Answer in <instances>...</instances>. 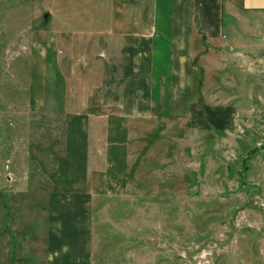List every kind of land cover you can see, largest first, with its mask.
Listing matches in <instances>:
<instances>
[{"label": "rangeland", "instance_id": "rangeland-1", "mask_svg": "<svg viewBox=\"0 0 264 264\" xmlns=\"http://www.w3.org/2000/svg\"><path fill=\"white\" fill-rule=\"evenodd\" d=\"M81 1L0 0V264H46L50 161L63 152L65 123L28 107L31 49L47 41L43 32L64 10L92 11ZM93 44L53 40L61 63L65 51L85 55ZM211 62L206 97L213 99L214 80L219 102L234 90L235 106L248 108L251 74L238 68L248 66L224 50ZM241 122L245 130L234 139L221 134L217 118L207 130L159 113L148 120L134 135L119 191L100 178L93 207L100 264H264V118Z\"/></svg>", "mask_w": 264, "mask_h": 264}, {"label": "crops", "instance_id": "crops-1", "mask_svg": "<svg viewBox=\"0 0 264 264\" xmlns=\"http://www.w3.org/2000/svg\"><path fill=\"white\" fill-rule=\"evenodd\" d=\"M80 7L92 11L64 10L43 32L47 41L31 49L28 107L65 123L63 152L50 161L46 264H100L93 212L100 178L119 191L149 119L159 113L207 130L217 118L221 134L239 139L242 119L264 118V0H82ZM54 39L94 44L85 55L65 51L61 63ZM222 50L248 66H238L251 74L248 108L235 106L234 90L219 102L214 80L213 99L203 91L206 65L213 68Z\"/></svg>", "mask_w": 264, "mask_h": 264}, {"label": "water", "instance_id": "water-1", "mask_svg": "<svg viewBox=\"0 0 264 264\" xmlns=\"http://www.w3.org/2000/svg\"><path fill=\"white\" fill-rule=\"evenodd\" d=\"M46 15H48V13Z\"/></svg>", "mask_w": 264, "mask_h": 264}]
</instances>
